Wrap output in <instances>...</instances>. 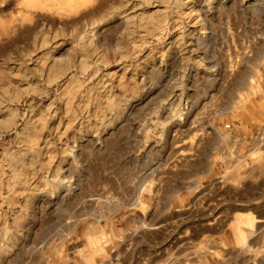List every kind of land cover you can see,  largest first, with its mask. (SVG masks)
Wrapping results in <instances>:
<instances>
[{"label": "rangeland", "instance_id": "1", "mask_svg": "<svg viewBox=\"0 0 264 264\" xmlns=\"http://www.w3.org/2000/svg\"><path fill=\"white\" fill-rule=\"evenodd\" d=\"M0 264H264V0H0Z\"/></svg>", "mask_w": 264, "mask_h": 264}, {"label": "bare ground", "instance_id": "2", "mask_svg": "<svg viewBox=\"0 0 264 264\" xmlns=\"http://www.w3.org/2000/svg\"><path fill=\"white\" fill-rule=\"evenodd\" d=\"M200 40H201V39H200ZM195 184H196V183H195ZM190 186H191V185H190ZM137 199H138L137 201H139V198H137ZM141 202H142V200H140L139 202H137V204L139 203L138 206H139V205H140V206H143V205H144V203L142 202V204H141ZM133 206H135V205H133ZM98 221H99V220H98ZM98 221H97V222H98ZM239 221H240L241 224H245V225L248 224V222H247V221H243L242 218H240ZM97 222H96V224H97ZM99 226H100V228H102L101 225H99ZM99 226H98V225L96 226V230H97V227H99ZM94 228H95V227H94ZM94 228L92 229L93 231L95 230ZM100 228H98V231H99ZM96 230H95L94 232L92 231L93 234L96 235V233H97L98 235H96V236H98V237H99V235L101 234L100 237L103 238V237H104L103 234L100 233V232H98V231L96 232ZM239 230H240V233L242 234V236H244V235H243V231H242V229L239 228ZM92 232H91V234H90L89 236L92 235ZM95 232H96V233H95ZM101 232H102V229H101ZM98 237H96V238H98ZM90 238H91V237H90ZM93 240H94V238H93Z\"/></svg>", "mask_w": 264, "mask_h": 264}]
</instances>
